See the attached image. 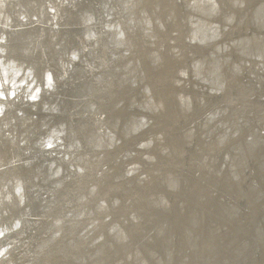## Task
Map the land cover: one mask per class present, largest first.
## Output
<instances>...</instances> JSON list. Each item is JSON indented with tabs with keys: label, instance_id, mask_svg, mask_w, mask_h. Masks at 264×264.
<instances>
[{
	"label": "bare ground",
	"instance_id": "obj_1",
	"mask_svg": "<svg viewBox=\"0 0 264 264\" xmlns=\"http://www.w3.org/2000/svg\"><path fill=\"white\" fill-rule=\"evenodd\" d=\"M256 108L264 0H0V264H264Z\"/></svg>",
	"mask_w": 264,
	"mask_h": 264
},
{
	"label": "water",
	"instance_id": "obj_2",
	"mask_svg": "<svg viewBox=\"0 0 264 264\" xmlns=\"http://www.w3.org/2000/svg\"><path fill=\"white\" fill-rule=\"evenodd\" d=\"M260 12H261V10L259 9V10H257V11H255L254 12V16H252V18L253 19H256L257 21H260L262 18H261V15H260ZM221 49V48H220ZM251 57H252V55H251ZM258 57V56H257ZM214 69H215V73H216V69H218V65H217V63L214 61ZM212 79H216V80H213V81H217V76H215V78H212ZM260 101L262 102V100L260 99ZM255 116H257V118L258 119H260V120H263L264 121V110H260V109H257L256 108V114H255ZM254 132V135L260 140V141H258V143L256 144V146L257 145H260L261 144V142L262 143H264V139H262L261 137H260V135H259V133H258V130H256V131H253ZM237 149L238 150H240L241 152H242V156H246V152L244 151V150H242V148H238L237 147ZM256 150V148L254 147V145L252 146V148H250L249 149V153H251V152H254ZM260 154H263L264 152L262 151V150H260V152H259ZM239 160H240V162H241V159L240 158H238ZM113 230V228H110V231H112ZM168 241H170V235H169V238H168Z\"/></svg>",
	"mask_w": 264,
	"mask_h": 264
}]
</instances>
